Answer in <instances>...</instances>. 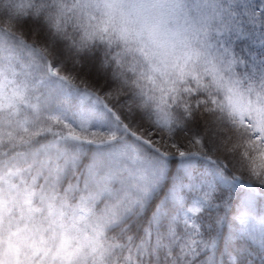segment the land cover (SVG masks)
I'll return each mask as SVG.
<instances>
[{
	"label": "snow or ice",
	"instance_id": "6c2138e0",
	"mask_svg": "<svg viewBox=\"0 0 264 264\" xmlns=\"http://www.w3.org/2000/svg\"><path fill=\"white\" fill-rule=\"evenodd\" d=\"M0 264H264V0H0Z\"/></svg>",
	"mask_w": 264,
	"mask_h": 264
}]
</instances>
